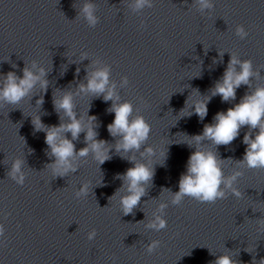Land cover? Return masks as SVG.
<instances>
[{
    "label": "water",
    "instance_id": "water-1",
    "mask_svg": "<svg viewBox=\"0 0 264 264\" xmlns=\"http://www.w3.org/2000/svg\"><path fill=\"white\" fill-rule=\"evenodd\" d=\"M89 2L99 17L95 27L82 11ZM132 2L0 0V76H22L36 62L48 81L46 92L37 86L20 105L0 106V223L5 226L0 264H215L224 254H232L237 264L264 259V169L239 163L248 127L229 145L202 142L224 161L225 177L235 170L244 173L237 182L242 198L229 194L201 203L185 197L178 206L170 203L195 151L192 137L202 134L216 113L264 87V0H214L215 7L204 11L197 0H155L141 13L133 12ZM239 25L248 31L245 39L236 35ZM232 54L251 59L259 76L237 90L236 100L223 102L211 93ZM104 66L110 67L121 100L133 103V115L151 124L147 145L157 149L153 181L128 215L119 203L127 190L118 174L133 165L116 152L119 137L108 131L113 101L74 96L78 118L94 115L97 139L111 148L112 158L103 165L89 153L73 160L76 172L53 175L55 157L46 132L33 124L36 116L47 127L68 123L56 100L66 92L78 93L89 74ZM125 76L129 84L122 86ZM41 96L44 102L37 104ZM210 96L201 120L188 105ZM63 135L72 139L70 132ZM73 143L77 151L86 147L85 133ZM135 155L140 159L139 152ZM18 159L27 174L23 185L9 175ZM84 184L88 193L78 197ZM161 202L169 205L164 210L168 225L156 232L146 225ZM93 229L97 236L90 241ZM152 240H159L160 247L148 253Z\"/></svg>",
    "mask_w": 264,
    "mask_h": 264
},
{
    "label": "clouds",
    "instance_id": "clouds-1",
    "mask_svg": "<svg viewBox=\"0 0 264 264\" xmlns=\"http://www.w3.org/2000/svg\"><path fill=\"white\" fill-rule=\"evenodd\" d=\"M155 0H133L130 4L133 12L141 13L146 8H152ZM197 5L201 11L212 10L215 7L214 0H197ZM83 14L89 24L95 27L99 23V17L95 15L96 6L89 2L82 9ZM236 35L241 39L248 36V31L243 25L236 27ZM223 53H221V56ZM82 56L81 59H85ZM79 71V69H77ZM46 70L38 67L36 62L31 68L25 67L22 76L15 72H8L0 76V106L20 105L26 97H29L33 90L39 86L45 92L48 88V81L45 79ZM111 69L109 66L97 68L89 74L87 83L78 86V93L66 92L56 100V107L62 110L68 118V123H61L58 126H45L40 117L33 119V124L37 130L46 132L45 142L51 149V155L55 157L50 165L53 175L64 176L69 172H76L78 167L73 164L76 157H87L92 153L99 165L109 161L111 148L106 146L107 141L97 139L96 117L83 116L78 118L74 110V96L78 94L102 95L104 101H113L109 112L115 114L114 120L108 127L109 133L113 137H119V142L115 146L117 153L122 159H126L133 166L129 167L123 174H118L126 185L127 195L120 197V205L124 215L131 213L146 193V186L153 181L155 175V165L152 160L157 155V149L147 145L152 127L143 115H133L136 111L131 101L121 100L117 92V85L110 80ZM254 76H259V71L254 70L251 59H241L232 54L231 60L226 68L223 77L217 82L212 90L211 96L219 95L223 102L236 100L237 90L242 85H248ZM129 84L128 77L122 79L121 85ZM210 97L194 100L188 107L203 120L208 114V103ZM44 102L43 96L37 100V104ZM188 112L189 116L193 114ZM183 111L181 115H183ZM248 127L249 132L243 136V143L247 146L243 159L239 162L242 167L248 169H264V87H257L250 94H245L238 103L229 107L226 111L216 113L214 122L205 125L202 134L193 138L195 151H193L186 164V171L179 179V191L171 193L170 203L180 205L185 197L193 198L201 203H215L217 200L225 199L229 194L236 198H242L243 193L237 186V182L243 172L235 170L225 177L224 161L218 158L216 152L204 147L203 141H211L214 145H229L236 140L241 129ZM255 131V135H253ZM71 133L72 139L64 136V133ZM81 132L85 133L87 146L77 151L73 140L77 139ZM190 147L192 143H187ZM143 148V151H140ZM140 153L137 159L135 153ZM132 154V155H129ZM10 177L17 184L23 185L26 180V173L23 172V162L16 160ZM89 185L84 184L81 191L76 195H86ZM167 202L159 203L156 212L153 213L151 221L146 225L150 230L156 232L164 230L168 222L164 217V210L168 207ZM5 226L0 223V238L4 236ZM97 236L95 229L88 233V240H94ZM160 247L159 240H152L147 245V252L153 253ZM249 251H251L249 249ZM215 264H237L232 254H224L215 260ZM253 264H256L255 260ZM264 264V259L259 261Z\"/></svg>",
    "mask_w": 264,
    "mask_h": 264
}]
</instances>
